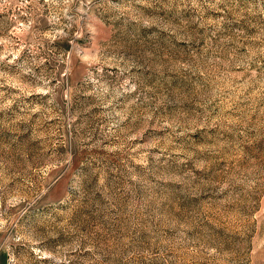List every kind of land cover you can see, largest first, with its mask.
Returning a JSON list of instances; mask_svg holds the SVG:
<instances>
[{
	"label": "clouds",
	"instance_id": "1",
	"mask_svg": "<svg viewBox=\"0 0 264 264\" xmlns=\"http://www.w3.org/2000/svg\"><path fill=\"white\" fill-rule=\"evenodd\" d=\"M158 4L159 0H0V125L13 132L6 155H0V252L7 254L6 264H133L126 242L101 244L82 226L70 224L61 211L74 200L87 199L92 205L96 193L108 198L109 221L136 215L151 222L160 204L155 193L163 188L161 179L176 180L184 198H203L201 194L209 192H264V161L246 157L243 150L252 146L250 137L264 140V0H168L162 8ZM162 11L173 14L175 22L160 28L153 17ZM145 31L150 33L148 40L161 44L173 38L183 42L185 55L134 50L111 38L135 42ZM150 80L155 81L151 86ZM178 85L191 86L201 95L203 114L156 118L157 111L183 108V101L190 99ZM208 85L211 92L205 93ZM225 89L227 99L222 95ZM74 108L79 110L74 113ZM257 112L259 118L253 121ZM210 129L230 134L210 150L232 152L237 161L234 167L229 158L222 182L204 187L207 182L201 179L193 189L198 179L193 171L157 176L153 182L159 167L179 170L193 159L177 141ZM20 136L42 149L28 167L17 163L19 154L12 147ZM100 151L126 154L124 168L110 170ZM83 152L87 157L74 168ZM240 163L249 166L241 169ZM195 167L205 176L211 173L204 162ZM142 191L145 196L137 199ZM170 215L171 219L155 215L156 223H150L154 236L165 229L172 235L161 244L160 257L143 254L145 264L160 258L164 264H176L175 257L165 258L169 247L186 250L194 264H217L220 246L210 238H191L206 230L204 216ZM253 219L258 228L260 220ZM262 247L264 241L255 245L253 255ZM246 260L242 249L234 264Z\"/></svg>",
	"mask_w": 264,
	"mask_h": 264
},
{
	"label": "rangeland",
	"instance_id": "2",
	"mask_svg": "<svg viewBox=\"0 0 264 264\" xmlns=\"http://www.w3.org/2000/svg\"><path fill=\"white\" fill-rule=\"evenodd\" d=\"M168 3V0H159L158 7H161ZM155 24L160 28L170 25L175 22V16L166 11H162L160 16L153 17ZM154 31L157 29H153ZM253 30V34H254ZM201 34L202 31H201ZM150 35L147 31L143 36L135 42H127L119 36L111 37L117 43L128 44L131 49L138 50L141 47L149 48L158 51L161 55L167 54L170 56L179 57L185 55L181 52V49L186 45L183 42L175 41L174 38L171 43L161 44L159 41H151L146 37ZM167 38V33H164ZM214 42H215V38ZM81 44L84 41H80ZM65 49L69 47L67 42L62 45ZM203 47V41H201V48ZM247 48V45L244 46ZM255 70V65L252 66ZM151 75V74H149ZM154 80L149 81V86L154 84ZM179 86V85H178ZM181 91L187 94L190 99L183 101V108H169L167 110H160L156 112V118H174L177 113L183 112L190 115H194L196 112L203 114L204 109L200 107L204 101L201 99V95L195 92V89L191 86L183 87L179 86ZM205 93L211 92V85H208L204 89ZM229 91L224 90L222 94L225 99ZM208 99H211L208 96ZM219 99L214 101V104H218ZM264 108V104L260 105ZM79 110L74 108L73 112ZM220 109L216 108V112L219 113ZM231 115V112H228ZM11 115V114H9ZM3 114H0V118ZM259 118V112L252 116V120L256 121ZM56 122H53L55 124ZM155 124V120L152 121ZM33 127H35V118L32 121ZM48 125L47 127H51ZM161 137L165 134L160 133ZM222 136L223 139L217 137ZM254 135V134H253ZM13 137V132L2 125H0V155H6L5 146H7ZM230 134L220 132L219 129H210L205 134L204 132H198L191 135L186 142L177 141L181 143L184 151L193 153V159L186 165L180 166L178 170L174 166L159 167L155 170L152 176L153 182L155 178L159 177H178L183 176L184 172L193 171L196 173L197 180L192 184L194 189L196 185L200 184V180L203 179L207 182L204 187L208 185L222 182L221 177L225 175V171L228 167L229 158L233 157L232 164L237 166V161L234 158L232 152H227L223 149L217 151H211L210 149L217 148L218 144H222L224 140L229 139ZM155 138V137H151ZM234 139V137H233ZM243 139V136H241ZM252 146L244 147L246 157L251 156L252 160L264 161V140L256 141L252 137L249 138ZM143 143L144 141H139ZM107 143V142H106ZM14 154H19L16 157L17 163L28 167L32 161L36 158L38 153L42 151L40 146L35 141H30L26 136L19 137V143L12 145ZM202 149H204L202 151ZM50 151L48 155H52ZM25 155L27 158L25 159ZM57 156H62V152H57ZM87 153L83 152L77 156V161L74 163V168L79 167V163L87 157ZM99 156L103 158V163L109 165L110 170L115 168H124L123 160H127L128 157L124 153L110 154L104 151L99 152ZM199 162H204L210 169L209 175H203L196 169L195 165ZM132 163V162H129ZM163 163V159L161 161ZM241 169L247 168V163H240L238 165ZM232 175V173H228ZM98 180V176H97ZM159 183L163 186L162 190L155 193L156 199L160 201L158 207H154L153 211L155 215L160 217H169L170 213H183L186 218L203 215L205 218V224L207 228L205 231L195 233L192 235V239H212L220 246L221 259L217 261V264H234L241 250L243 249L247 254L246 264H264V247L257 255H253V248L257 243L264 241V192H258L243 196L237 190L235 193L230 194L225 192L219 196H213L210 192L207 194H201L203 198L193 197L184 198L179 195L177 188L179 185L177 181L172 179H161ZM191 190V189H190ZM94 189L89 192L91 196ZM97 198L92 205H88V200L85 199L82 202L73 201L67 207H62L61 211L64 212L69 219L70 224H76L82 226V230L95 235L100 238L101 244L124 241L128 247V251L132 254L133 264H145L144 253L151 252L153 257L161 256V244L164 241L170 239L172 232L170 229H165L164 232L154 236L149 230L150 223H156L155 215L152 221H148L139 216L133 215L131 217H122L116 222H111L108 219L109 202L108 198L102 194L96 193ZM145 193L142 191L138 194L137 199H143ZM57 196L54 194L53 199ZM214 201V202H213ZM220 201H225L221 204ZM127 202H125V208ZM112 209H115V205H112ZM43 214V213H42ZM178 218V217H176ZM257 218L260 220L259 227L257 228ZM244 233L241 236V233ZM231 233L232 235H228ZM234 237V238H233ZM184 249L179 247L167 248L165 253L166 257H175L176 264H194V262L185 255ZM7 254L0 252V264H6ZM152 264H164V258L154 259ZM197 264H208L207 261H200Z\"/></svg>",
	"mask_w": 264,
	"mask_h": 264
}]
</instances>
